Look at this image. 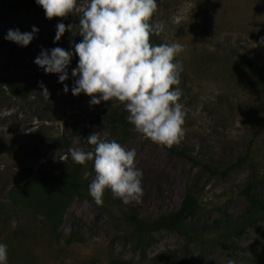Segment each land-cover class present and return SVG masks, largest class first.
Listing matches in <instances>:
<instances>
[{
  "label": "rangeland",
  "instance_id": "obj_1",
  "mask_svg": "<svg viewBox=\"0 0 264 264\" xmlns=\"http://www.w3.org/2000/svg\"><path fill=\"white\" fill-rule=\"evenodd\" d=\"M157 4L154 23H162L164 30L156 38L184 49L176 57L183 65L178 86L186 113L183 140L171 148L160 146L132 124L118 125L114 132L100 123L91 132L136 150V165L143 172L142 203L124 204L106 189L98 206L89 193L95 172L88 162L80 173L88 188L64 208L56 205L58 191L52 196L47 190H66L77 165L69 149L92 150L84 130L95 117L117 110L128 119V113L116 100L92 105V97L72 94L78 55L63 84L60 74H46L34 63L42 49L75 52L73 43L83 39L79 16L48 19L39 7L0 20V77H22L32 89L23 97L0 85V243L7 245L8 264H165L159 256L168 250L186 252L197 264H264V218L250 224L240 220L249 212L243 191L250 181L264 200V75L238 62V55L245 54L264 65V0ZM59 23L73 27L55 41ZM33 26L39 32L27 47L5 39L10 29L31 32ZM41 82L49 96L42 93ZM180 151L222 168L245 160L223 178L200 167L192 170ZM85 170L92 172L87 180L82 178ZM194 184L200 209L190 223L189 240L158 229L151 243L140 242L127 214L135 211L147 220L169 214L180 208L188 185Z\"/></svg>",
  "mask_w": 264,
  "mask_h": 264
},
{
  "label": "clouds",
  "instance_id": "obj_2",
  "mask_svg": "<svg viewBox=\"0 0 264 264\" xmlns=\"http://www.w3.org/2000/svg\"><path fill=\"white\" fill-rule=\"evenodd\" d=\"M46 18L79 16V43H73L75 52L55 47L42 49L34 63L45 73H57L59 82L68 79L67 69L73 55H78V66L72 76L78 77L72 94L84 93L92 97V105L116 100L124 105L128 121L134 131L153 143L168 148L179 145L185 136L186 113L180 103L183 95L178 87L183 72L176 57L184 51L179 43L153 45L151 36L160 35L162 23H152L158 11L157 0H36ZM73 25L59 23L55 41ZM39 29L31 32L10 29L5 37L19 46L27 47ZM264 43V38H261ZM173 86H176L175 88ZM42 93L49 96L40 83ZM64 85V92H68ZM92 150L70 148L72 160L87 167L93 162L95 177L89 184V193L98 206L103 205L105 190L121 199L124 204L142 203L143 172L137 168L135 149H126L115 139L108 140L100 132L87 136ZM92 172L85 170L87 180ZM0 264H8L7 245L0 243ZM229 264H232L230 261Z\"/></svg>",
  "mask_w": 264,
  "mask_h": 264
},
{
  "label": "trees",
  "instance_id": "obj_3",
  "mask_svg": "<svg viewBox=\"0 0 264 264\" xmlns=\"http://www.w3.org/2000/svg\"><path fill=\"white\" fill-rule=\"evenodd\" d=\"M80 1L82 0H78V2ZM39 7L41 6L36 3V0H3L0 2V20L14 17L22 12H28ZM151 22L154 23V16ZM151 43L153 45L162 44L160 39L156 38L155 34L151 36ZM238 62L239 64L258 72L259 74L264 75V65L248 57L247 55L239 54ZM0 85H7L13 93L23 97H29L32 94V89L23 84L22 77L11 81L4 80L0 77ZM100 123H103L107 127H110L114 132L117 129L118 125L127 126L130 124L127 117L125 116V113L118 112L117 110H112L108 115L95 117L91 122L90 128L84 130L85 133L87 135L90 134ZM180 154L186 157L187 160L191 163L192 170L194 168L200 167L209 175L219 176L223 178H226L231 173V171L234 170L235 167L239 166V164H241V162L245 160L244 158H240L237 163H234L227 168H222L214 166L208 162L201 161L192 155L186 154L184 151H180ZM82 168L83 166L79 164L75 166L73 174L67 181V187L65 188L66 190H58V188H56L55 186H51L52 188H48L47 192H49L50 195L52 194V192L55 193L56 190L58 191L57 193L59 196L56 197V205H58L59 208H64L68 202H70L76 196L83 194L84 190L88 188L80 178ZM40 177L42 179L44 178L41 175ZM45 179L51 180L49 178ZM35 183L36 182L32 183V186ZM255 187L256 182L250 181L243 191V194L249 202V212L245 215V217H241L240 220L248 224L256 222L258 219L264 218V200L255 192ZM25 190H27V188ZM197 194L198 191L195 184L193 187L191 185H188L187 191L184 195L179 209L172 211L169 214L161 215L154 220L141 218L139 217L137 212L132 211L127 214V221L133 228L134 233L140 238V242L147 245L151 243L153 239V232L158 229H167L172 232L180 233L184 235L187 240H189L191 234L190 223L192 219L197 216L200 209ZM189 218L190 221H188ZM159 259L165 260V264H197L188 253L183 252V254H180L177 250H168L165 252L164 256H159ZM114 264L133 263L130 261L115 260Z\"/></svg>",
  "mask_w": 264,
  "mask_h": 264
}]
</instances>
